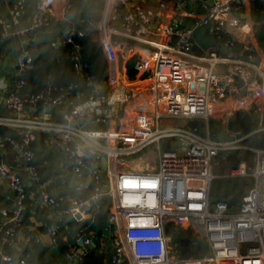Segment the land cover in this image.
I'll return each instance as SVG.
<instances>
[{
	"label": "built area",
	"instance_id": "1",
	"mask_svg": "<svg viewBox=\"0 0 264 264\" xmlns=\"http://www.w3.org/2000/svg\"><path fill=\"white\" fill-rule=\"evenodd\" d=\"M211 1H201L204 14L194 24L210 23L212 37L225 48L239 43L243 46L241 55L229 61L222 75L214 70L217 57L212 50L203 52H208V56H197L208 61L205 68L196 71L185 66V57L194 56L192 28L165 24L159 34L174 36L175 41L173 45H157L149 59V74L143 79H127L119 70L114 77L115 87L108 93H100L95 89L100 82L80 59L81 45L74 43L72 58L76 72L91 90L78 101H71L60 119L51 118L47 109L57 105L76 83L63 86L48 79L38 93H24L26 74L34 67L29 49L22 47L17 53L12 82L1 74L4 59L0 53V94L16 114L0 116V124L11 126L19 134L18 139L5 138L25 160L30 180H41L33 163L35 150L31 144L36 131H41L47 134L46 143L62 152L76 177H94L99 182L88 199L72 196L63 203L42 190L39 202L57 210L61 216L75 218L78 212L81 216L91 212L95 207L93 202L107 193L110 206L104 229H108L111 237V260L115 264H264V148L249 147L254 154L252 166L240 163L220 176H242L245 183L250 181L246 196L237 203L223 197L213 201L210 198L212 180L218 176L213 172L218 157L224 161L230 151L243 146L239 142L249 135L239 136L237 131L229 130L228 116L247 105L255 113L257 130H264L261 100L264 56L259 60L254 58L252 28L239 15L243 0ZM56 2L36 0L30 27L51 23ZM70 4L65 3L64 12ZM160 5L167 7L168 3ZM174 6L180 8V2L176 1ZM27 9L28 0H16L10 9L9 23L17 24ZM117 11L114 4L110 19L116 18ZM93 22L89 21L88 28ZM0 23L1 36H6L7 24L1 17ZM125 27L134 34L152 31V11L134 8L125 16ZM114 31V26L109 24L108 35ZM63 35V41H73L74 35L85 36L86 30L67 27ZM101 45L107 62L117 61L116 41L107 37ZM134 67L141 73L147 68L146 61L137 60ZM234 75L243 80L242 85ZM39 101L40 107L35 108ZM132 103L134 113L127 124L113 127L110 122L116 110L123 114L132 109ZM26 107L35 108V113L21 116ZM213 114H218L221 129L229 137L212 136L208 125L202 134L185 123L167 122L170 118H200L208 122ZM101 174L106 176L104 183L100 181ZM0 178L13 192L11 208L0 210L4 216L9 214L2 236L14 242L25 222L27 185L17 169L1 160ZM80 186L77 180L75 190ZM59 229L56 222L48 225L51 242L55 243ZM180 230L184 234L173 241V234ZM185 236L189 237V246L197 249L195 255L181 256L178 239ZM32 239L40 240L37 234L24 236L25 243ZM79 240L90 244L91 237L79 235ZM65 254L74 258L76 249L73 247ZM26 257H8L4 264H28Z\"/></svg>",
	"mask_w": 264,
	"mask_h": 264
},
{
	"label": "crops",
	"instance_id": "2",
	"mask_svg": "<svg viewBox=\"0 0 264 264\" xmlns=\"http://www.w3.org/2000/svg\"><path fill=\"white\" fill-rule=\"evenodd\" d=\"M15 1L16 0H0V17L5 20L8 28V34L6 36H1L2 25L0 23V53L4 59L3 66L1 67V74L6 78L8 82H12L15 78L14 72L16 56L22 47H26L27 44L33 40H44L46 34H51L52 37L56 39L52 41L53 45H55L58 40L63 41V30L67 26L82 28L86 30V36L95 41L101 47L102 40L106 39L107 37L112 38L116 41V50L118 54L117 56H119L120 53H124L123 62L130 53L139 52L143 57V60L146 61L147 68L141 73L138 72L136 78L143 79L150 72L149 59L156 49L157 45H173L175 41L174 36L160 35L158 32L159 29L165 24L182 26L186 25L188 21H193L195 23L202 17L201 14L203 11V8L201 6L202 0H57L54 5V21H52L48 25L43 26H49V28L40 29L30 27L36 0H28V9L20 17L17 24L9 23L10 9ZM176 1L180 2V8H175L174 3ZM247 1L248 0H243L239 15L251 26L253 43V27L250 22L248 6L246 4ZM67 2H70L71 4L67 11L64 12L63 7ZM161 2H167L168 6L162 7L160 5ZM114 4H116V6L118 7V11L116 13V18L110 19L112 7ZM134 8L149 9L152 11V31L141 34H134L126 29L125 16ZM91 19L94 21V24L93 26L88 28L87 25ZM21 24L23 25V29H21L20 27ZM109 24H112L114 26L115 31L108 35L107 26ZM242 50L243 46L240 43L230 49L223 47L220 43H217L216 47L212 49L217 57V62L214 65V70L218 74L222 75L227 70L229 61L234 57L240 56ZM254 50L255 54L253 53V55L256 60H259L262 56H264V52L260 51L261 49L259 47H253V51ZM193 53L194 56L185 57V66L193 67L194 69H196V71H198L200 68H205L208 61L200 59L197 56H208L209 53L205 52L202 54H198L195 51ZM258 55H260V57H257ZM106 63L107 78L102 83H97L95 87L96 91L100 93H108L113 87H115L116 82H114V77L122 67V65H119L118 59L113 63L107 62L106 60ZM127 79L129 78L127 77ZM90 90L91 89L84 86L81 81V84H76V86L68 88L66 93L61 96L59 103L51 107L47 112H49L51 118L60 119L62 113L69 107L71 101L76 102L79 99L87 96ZM261 100L264 101V98H261ZM35 108L28 109V107H26L25 111L21 112L20 115L24 116L26 113L34 114ZM235 111L230 116H228L226 125L229 118L235 113ZM248 112L250 111L248 110ZM132 113H134V103H132L131 110L127 109L123 114H121V112L119 111V114H116V116L111 120L110 124H112V126L115 128L122 126L123 123L127 124V122L131 118ZM15 115L16 114L6 106L2 95L0 94V116ZM192 120H203V125L200 129L201 131H199L202 134H204L209 127L211 135H217L218 129L215 128L212 124L214 121L217 122L221 127V121L218 117V114H213L212 116H210L208 122L205 119L200 118L187 120L182 118H170L167 120V122L175 125L185 123L186 125L193 126L191 125ZM174 121H179V123L176 124ZM253 121L256 122V127L248 133V137H253V134L257 132H264V130H257L259 125L257 119L255 118V120ZM262 124H264V121H262ZM196 129L198 130L197 127ZM44 134L45 137L43 140L40 137H35L33 146L35 150L33 162L37 166V170L42 179L41 181L32 182L30 180L29 174L26 170L25 160L22 158L21 154L12 147L10 142L3 135H0V160L6 163L8 166H12L18 170L27 187L31 189V194L33 195V192L37 194V198L35 199V201L39 199L40 192L44 190L54 198L62 200L63 203H67L68 200L72 196H74L75 182H77L79 178L71 172L70 168L66 164L62 152L59 149L52 147L46 143L47 134ZM245 138L240 141L241 144L246 140ZM260 139L261 140H259V143L260 141H264V137H260ZM249 147L250 146L248 145H244L241 148L230 151L229 153L234 152L237 157H240V150L252 151ZM218 159L222 161L220 157H218ZM242 161L240 159L239 164L242 163ZM223 162L226 164V170L223 173L217 174L218 176L216 177H220L221 175L225 174L227 172V169L229 168L227 157ZM53 176H56L57 179L52 180L51 178ZM61 178H64L65 181H62ZM245 184L246 183H244V185ZM9 193L10 188L0 178V210L2 208H11L12 200L9 197ZM221 197L224 198V196L222 195H220L218 198ZM89 217H91V212L86 211L82 214L79 220H83ZM61 219L68 220L71 218L61 216L57 210L51 209L47 205L40 202L39 211L34 207V209H31L27 213V216H25L23 228L17 233L14 242L5 240L1 235L0 264H4L6 258L8 257L18 258L26 255L24 248L26 247L27 243H25L24 241V236L27 233L37 234L40 239L39 241L43 245L47 246L48 250L52 246L57 247L56 243L51 242L48 232V225L55 220ZM8 220L9 214L4 216L0 212V229L4 228ZM85 235H88V233H86ZM74 236H76L75 231L70 232L69 234L62 235L63 244L67 247L68 251H71V249L74 247L76 249V252H81V255L85 252L91 251L95 254H102L104 256L112 253V242L109 233L103 232L102 235H96L95 238L97 239V243H95L91 238V241H93L94 244L90 242L89 247H85V245L80 244H78L77 247L72 245L71 239L74 238ZM81 255L77 259H75L72 264H78Z\"/></svg>",
	"mask_w": 264,
	"mask_h": 264
},
{
	"label": "trees",
	"instance_id": "3",
	"mask_svg": "<svg viewBox=\"0 0 264 264\" xmlns=\"http://www.w3.org/2000/svg\"><path fill=\"white\" fill-rule=\"evenodd\" d=\"M248 12L250 16V22L253 27V44L254 47H259L264 52V0H248L247 1ZM204 10L201 16H203ZM54 21V20H52ZM51 21V22H52ZM70 27V26H67ZM65 27V28H67ZM40 29H47L48 27H39ZM56 40L51 34H46V37L42 41H30L27 44L33 61L34 67L26 74V82L22 91L27 94H35L46 84L48 79H51L55 83L63 86L70 84H81V78L76 72L74 66V59L72 58V51L74 50V43H79L80 59L82 62H86L88 67L86 70L92 73L99 82H103L107 78L106 58L102 47L95 41L91 40L88 36H73V41H62L53 45L52 41ZM1 48V47H0ZM255 54V50L253 51ZM257 57H260L258 55ZM143 59L139 52L130 53L124 60L121 70L129 78H136L137 71L134 64L137 60ZM257 99V98H256ZM247 105L240 106L235 113L229 118L227 127L231 131H237L239 136L246 135L256 127V122L252 120L251 115L248 112ZM191 125L196 126L198 131H201L203 125L202 120H192ZM0 135L12 136L19 138V134L8 125L0 124ZM36 137H40L42 140L45 134L41 131L36 132ZM252 136H247L245 139H250ZM253 137H264V132H257L253 134ZM34 146V140L32 141ZM243 151V150H240ZM241 157H237L234 152L227 155L228 166H237ZM34 163V162H33ZM53 175V174H52ZM42 180V179H41ZM40 180V181H41ZM101 183L106 182V176L100 175ZM81 186L78 190L74 191V196L79 198L88 199L93 193L95 187L99 184L94 177H83L79 179ZM217 188L224 194V198L229 200L230 203H237L242 197L246 196L244 184L239 182H228L222 184L220 179H216ZM212 185V183H211ZM27 187L25 198V216L27 213L34 209V202L37 198V194ZM219 192L212 191L210 189L211 200L217 199ZM95 209L91 210V217L79 220H55L60 226L59 232L56 235V245L58 249L63 253L69 252L67 247L63 244L62 235L69 234L75 231L76 236L71 239V244L77 247V237L79 235H85L88 233L95 243H97L96 235H102L103 229L107 224V216L109 212L110 202L104 197H99L95 202ZM90 232V233H89ZM32 234V233H29ZM34 234V233H33ZM2 229H0V241H1ZM47 246L43 245L40 241L30 240L24 251L26 252V258L28 264H59L57 258L47 252ZM78 264H115L111 260V253L107 256L102 254H95L94 252H85L81 255Z\"/></svg>",
	"mask_w": 264,
	"mask_h": 264
},
{
	"label": "water",
	"instance_id": "4",
	"mask_svg": "<svg viewBox=\"0 0 264 264\" xmlns=\"http://www.w3.org/2000/svg\"><path fill=\"white\" fill-rule=\"evenodd\" d=\"M207 2L212 3L211 0H207ZM186 25L188 27L192 28V31L194 34L195 45L193 47V51H195L198 54H202L204 51L212 50L214 47H216L217 42L215 41V39L211 35V30H210L211 24L210 23L203 24V25H197V24H194L193 21H188ZM20 27H21V29H23L22 24L20 25ZM123 59H124V53H120L118 56V63L120 66L123 63ZM234 77L239 84H241V85L243 84V80L239 76L234 75ZM81 81H83V78H81ZM243 90H245V87H243ZM40 104H41L40 101L37 102L36 107H39ZM115 106L117 107V104ZM47 111H49V109H47ZM249 113L251 115L252 120H255V117H256L255 113H253V112H249ZM212 124L215 128L218 129L217 135L219 137H221V138L229 137V135L227 134L226 131L220 129L221 127L217 122L214 121ZM219 179H220L222 184H227L228 182H231V181L239 182L241 184L245 183V178L242 176H222ZM105 190H106V187L103 186V191H105ZM9 197L12 200V197H13L12 190H10ZM102 197H104L105 199L110 201V196L107 193H103ZM39 203H40L39 200H36L34 202V207L38 211H39ZM93 209H95V207ZM80 218H81V213H79V212L76 213L75 219H80ZM169 225H170V222L167 223V225L165 227L166 231H167ZM103 232L108 233V229H103ZM91 243L94 244L93 241H91ZM178 243L180 245V253H181L182 257L195 255L197 253V249H195V248L193 249L189 246V237L188 236L180 237L178 239ZM78 244L85 245V247H89V244H83L82 240H79ZM48 253L54 254L56 256L59 264H72L75 261V259H77L81 255V252L77 251L74 258H68L66 256V254L59 251L56 246L50 247L48 250Z\"/></svg>",
	"mask_w": 264,
	"mask_h": 264
},
{
	"label": "rangeland",
	"instance_id": "5",
	"mask_svg": "<svg viewBox=\"0 0 264 264\" xmlns=\"http://www.w3.org/2000/svg\"><path fill=\"white\" fill-rule=\"evenodd\" d=\"M116 114H119V110H116ZM203 121V120H202ZM176 124L179 123V121H174ZM259 140L260 137H251L250 139H246L242 144L241 142H239L241 145H248L250 147H261V148H264V141H260L259 143ZM240 157H241V161H242V164H246L248 166H252L253 164V161H254V154L252 151L248 150V151H241L240 152ZM226 170V164L221 161V160H217V162L214 164L213 166V172L215 174H220V173H223L224 171ZM219 178V177H215L213 180H212V191H217L219 192L218 196L222 195L224 196V194L220 191V189L217 188V183H216V179ZM250 181L247 182L245 185H244V189L245 191L247 192L249 189H250ZM184 232L182 230H180L179 232L177 233H174L173 234V241H176V239L179 237V235H183ZM204 248V247H203ZM204 251H206V249L204 248ZM203 252H200V254H202Z\"/></svg>",
	"mask_w": 264,
	"mask_h": 264
}]
</instances>
